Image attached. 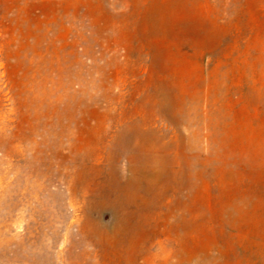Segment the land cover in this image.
Returning <instances> with one entry per match:
<instances>
[{
	"label": "rangeland",
	"instance_id": "1",
	"mask_svg": "<svg viewBox=\"0 0 264 264\" xmlns=\"http://www.w3.org/2000/svg\"><path fill=\"white\" fill-rule=\"evenodd\" d=\"M0 264H264V0H0Z\"/></svg>",
	"mask_w": 264,
	"mask_h": 264
}]
</instances>
